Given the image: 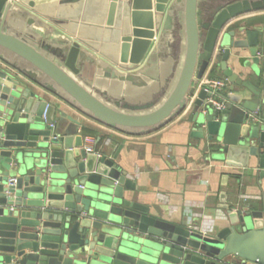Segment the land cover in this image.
<instances>
[{"label":"water","instance_id":"1","mask_svg":"<svg viewBox=\"0 0 264 264\" xmlns=\"http://www.w3.org/2000/svg\"><path fill=\"white\" fill-rule=\"evenodd\" d=\"M197 2L108 0L107 24L120 55L108 59L113 68L108 74L121 80H132L156 45L167 48L181 22L185 35L183 63L168 96L156 105L119 107L71 76L79 73L80 63L91 61L81 40L42 43L44 54L4 31V16L14 3L0 0V264H264L263 209L224 205V219L210 230L197 220L188 224L151 214L148 206L126 197L136 189L135 181L117 163L118 150L113 156L84 151L80 120L48 104L37 91H49L77 113L121 131H150L182 111L218 43L219 69L253 96L230 95L223 109L203 112L202 89L189 117L193 134L204 140L213 161L245 168L252 157L264 174V116L255 112L260 89L227 65L232 50L241 66L249 65L248 52L250 68L261 73L264 24L226 25L260 10L264 0L216 6L202 26L201 62Z\"/></svg>","mask_w":264,"mask_h":264},{"label":"crops","instance_id":"2","mask_svg":"<svg viewBox=\"0 0 264 264\" xmlns=\"http://www.w3.org/2000/svg\"><path fill=\"white\" fill-rule=\"evenodd\" d=\"M229 1L232 0L197 2L196 15L202 34L199 62L205 54L203 23L216 6ZM13 3L4 16V31L27 39L43 53L42 43L57 44L59 40H68L66 37L81 40L86 47L82 51L91 61L80 63L79 73L71 76L109 105L120 107L150 102L156 105L168 96L179 76L185 55L182 22L167 48L156 45V50L141 70L134 73L133 79L121 80L108 74L113 70L108 59L119 60L120 57L119 42L113 35L112 26L107 24L108 0H13ZM179 16L181 21L182 10H179ZM260 23L264 24V7L234 17L226 25L245 24L250 28ZM33 38L38 42H33ZM220 50L216 43L203 73L194 79L192 92L182 111L150 131H121L94 117L77 113L49 91L40 88L37 91L48 104L60 106L66 113L75 115L80 120L78 132L83 137L94 136V147L101 153L113 156L118 150L117 163L135 181L136 189L127 191L126 197L148 206L150 213L157 217L176 222L184 220L188 224L197 220L204 229L210 230L224 219L227 205L264 210V174H260L255 159L249 157V166L245 168L213 161L204 140L193 134V124L189 121L193 102L207 77L226 79V100L230 95H241V99L253 96L251 90L230 83L223 75L219 69ZM245 60L251 64L248 52ZM250 64L241 66L234 50L227 59L229 67L260 89V103L255 112L259 111L263 117L264 63L259 64V74L250 68ZM23 79L29 82L26 77ZM247 264L255 263L248 261Z\"/></svg>","mask_w":264,"mask_h":264},{"label":"built area","instance_id":"3","mask_svg":"<svg viewBox=\"0 0 264 264\" xmlns=\"http://www.w3.org/2000/svg\"><path fill=\"white\" fill-rule=\"evenodd\" d=\"M217 52V51H216ZM218 53V52H217ZM202 89L206 91L205 98L202 100L199 109L203 112H206V108H212L221 110L225 107L226 96L225 88L227 87V81L225 78L220 77H207L202 81ZM255 113V112H254ZM109 139L107 138L105 142L107 143ZM95 138L91 135H85L83 137L82 147L84 151L88 153H97L101 154V151L94 147ZM13 178H10L9 181H12Z\"/></svg>","mask_w":264,"mask_h":264}]
</instances>
